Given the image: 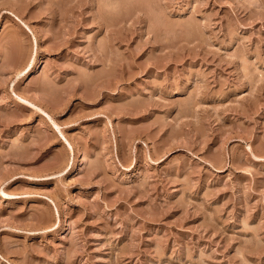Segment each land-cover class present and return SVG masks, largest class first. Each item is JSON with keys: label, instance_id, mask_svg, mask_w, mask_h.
<instances>
[{"label": "rangeland", "instance_id": "rangeland-1", "mask_svg": "<svg viewBox=\"0 0 264 264\" xmlns=\"http://www.w3.org/2000/svg\"><path fill=\"white\" fill-rule=\"evenodd\" d=\"M0 264H264V0H0Z\"/></svg>", "mask_w": 264, "mask_h": 264}]
</instances>
